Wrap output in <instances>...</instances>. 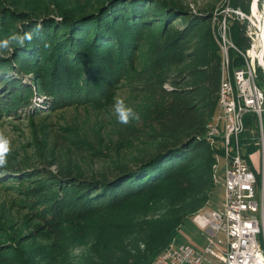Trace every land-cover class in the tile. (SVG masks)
<instances>
[{
  "label": "trees",
  "instance_id": "1",
  "mask_svg": "<svg viewBox=\"0 0 264 264\" xmlns=\"http://www.w3.org/2000/svg\"><path fill=\"white\" fill-rule=\"evenodd\" d=\"M89 1L82 6L76 1L73 10L57 15L61 21L43 15L34 22L28 11L0 16V41L33 34L23 45L13 43L0 59V114H33L36 95L51 106L105 100L122 81L140 95L155 96L157 105L129 133L140 139L134 155L110 161L93 178L66 170L54 176L46 167L25 174V183L40 180L31 188L28 207L41 212L56 241L19 250L1 243L0 264H152L167 246L182 242L184 223L210 205L215 188L222 189L212 180L216 156L223 154L221 141H216L220 147L210 144L205 134L218 113L223 16H214L213 8L195 11L182 0ZM251 3L229 0L228 7L247 16ZM12 15L20 21L16 32L5 27ZM236 18L226 17L235 48L228 50L231 72L244 66L239 52L246 54L254 42L248 24ZM137 55L150 59L134 70ZM22 69L31 71L28 83L20 79ZM254 77L262 90L263 72L254 71ZM238 138L255 170L256 114L244 116ZM71 250L79 251L76 263L67 259ZM11 251L13 256L2 255Z\"/></svg>",
  "mask_w": 264,
  "mask_h": 264
},
{
  "label": "rangeland",
  "instance_id": "2",
  "mask_svg": "<svg viewBox=\"0 0 264 264\" xmlns=\"http://www.w3.org/2000/svg\"><path fill=\"white\" fill-rule=\"evenodd\" d=\"M17 0H0V16L5 12H31L29 20H43V15L56 17L57 15L68 13L73 10L78 0H30L24 4ZM43 1H46L43 4ZM90 0L89 2H94ZM184 4L194 8L195 11L213 8L214 16L231 15L237 17L241 23L248 24L254 42L259 43L261 34L257 30V21L252 16L260 17L262 3L257 0L251 3L252 15L231 14L229 0H182ZM253 1V0H252ZM255 1V0H254ZM12 2V3H11ZM16 2L17 5H13ZM85 0H79L77 5L82 6ZM43 4V5H42ZM253 4V5H252ZM37 6L41 7L37 10ZM81 14V13H79ZM78 14V15H79ZM14 16V15H12ZM217 22V19H212ZM252 20L255 25L250 21ZM20 21L12 17V21L6 24L8 31L18 29ZM229 40V32L227 30ZM256 44V43H255ZM261 47V46H260ZM145 46L141 47L135 54H141ZM259 48L256 49L259 52ZM255 54L258 55V53ZM10 54V48L0 53V59ZM145 54V53H144ZM134 59L132 68L138 70L141 64L148 63L146 55ZM255 71L258 73L262 69L257 65V61L251 57L248 58ZM30 70L22 69L20 79L28 83L32 78ZM11 75V74H10ZM1 82V80H0ZM134 85L122 81L115 85L112 93L109 92L107 99L96 102L83 103H64L47 104L49 99L42 96H34L33 103L35 110L31 115H25V111L16 113L2 112L0 114V131H3L11 140L12 150L8 156V165L0 169V244L6 243L12 246L13 250L26 247L28 244H40L43 246L53 244L56 240L53 237V231L44 223V216L41 212L32 213V207L29 202L32 201L33 185L39 182L36 179L30 183H25L24 179L28 177L25 174L38 172L40 167H46L54 176L59 174L60 170H66L75 173L84 174L89 180L95 174H99L107 164L117 159L129 158L135 153V148H139L140 139L130 136L132 128L141 126L143 117L157 105L155 96L140 95L134 90ZM264 94V88H262ZM117 97L124 99L125 103L131 106L140 114V120L130 122L127 125L120 124L114 113V104ZM45 101V105L44 102ZM143 140V139H141ZM220 147L218 142L214 143ZM126 160V159H125ZM123 160V161H125ZM258 160L254 158L252 164L257 165ZM224 168L223 158L219 159V170ZM38 169V170H37ZM29 172V173H28ZM26 176V178H25ZM39 178V177H35ZM261 184V181H260ZM261 187V185H260ZM260 190H256V199L261 201ZM224 199L222 189L215 188L214 196L210 205L203 211L215 208L221 204ZM26 207H28L26 209ZM260 217V216H259ZM45 218V217H44ZM46 224V225H45ZM180 240L189 243L192 246L203 247L206 238L202 231L188 220L181 228ZM28 240V241H26ZM24 244L22 245V243ZM259 242L264 249V234L259 237ZM78 250H71L67 259L69 262L76 263ZM2 255L13 256V251L2 253Z\"/></svg>",
  "mask_w": 264,
  "mask_h": 264
},
{
  "label": "built area",
  "instance_id": "3",
  "mask_svg": "<svg viewBox=\"0 0 264 264\" xmlns=\"http://www.w3.org/2000/svg\"><path fill=\"white\" fill-rule=\"evenodd\" d=\"M241 15L240 12L230 10ZM224 17L218 26L217 43L222 53V74L218 92V113L206 127V140L210 144L221 141L222 156H216L212 180L220 184L224 199L219 206L201 211L193 223L206 238L203 247L189 243H172L158 255L152 264H264V249L259 237L264 234V94L256 85L254 67L248 58H254L262 69L255 54V42L249 44L246 54L241 52L244 66L229 70V48L231 44ZM256 114L258 118L259 157L253 170L241 151L240 135L244 131V116ZM224 168L219 170V159ZM257 176L261 201L256 199ZM260 216V217H259Z\"/></svg>",
  "mask_w": 264,
  "mask_h": 264
},
{
  "label": "clouds",
  "instance_id": "4",
  "mask_svg": "<svg viewBox=\"0 0 264 264\" xmlns=\"http://www.w3.org/2000/svg\"><path fill=\"white\" fill-rule=\"evenodd\" d=\"M39 29H36L38 31ZM32 33H24L23 35H14L10 39L0 41V53L5 52L13 43L23 45L25 41H31ZM114 113L120 124L127 125L133 121L140 120V114L131 106L127 105L123 98L117 97L114 104ZM12 150L11 140L0 131V169L6 168L8 165V156Z\"/></svg>",
  "mask_w": 264,
  "mask_h": 264
},
{
  "label": "bare ground",
  "instance_id": "5",
  "mask_svg": "<svg viewBox=\"0 0 264 264\" xmlns=\"http://www.w3.org/2000/svg\"><path fill=\"white\" fill-rule=\"evenodd\" d=\"M252 2L254 4L255 2H257V0H255V1L253 0ZM261 3H262V8H261L260 17H256V16L252 15V12H251V15L257 21V24H256L257 30L261 34L260 42L259 43L255 42L256 43L255 45H256V49L257 48L260 49L259 52H257L258 53L257 57H259L260 64L262 66H264V0H261ZM250 21L252 22L253 25H255V23L252 20H250Z\"/></svg>",
  "mask_w": 264,
  "mask_h": 264
}]
</instances>
